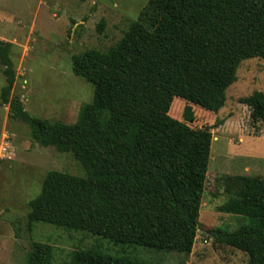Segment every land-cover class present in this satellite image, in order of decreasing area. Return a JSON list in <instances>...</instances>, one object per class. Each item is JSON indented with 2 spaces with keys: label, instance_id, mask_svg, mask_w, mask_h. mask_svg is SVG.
I'll return each mask as SVG.
<instances>
[{
  "label": "trees",
  "instance_id": "trees-1",
  "mask_svg": "<svg viewBox=\"0 0 264 264\" xmlns=\"http://www.w3.org/2000/svg\"><path fill=\"white\" fill-rule=\"evenodd\" d=\"M102 28V23L99 25ZM11 44L0 39L9 117L40 146L71 152L84 176L47 171L28 202L27 227L37 222L83 230L113 244L189 254L210 157L212 134L169 115L174 97L217 112L246 58H264V0H146L138 17L106 50L86 49L93 91L73 123L32 116L11 97ZM108 71L103 78L100 71ZM264 126V93L240 98ZM226 200L216 207L247 219L234 230H208L213 240L264 264V179L223 174ZM52 247L33 241L27 264H51ZM69 264H154L98 248L76 249Z\"/></svg>",
  "mask_w": 264,
  "mask_h": 264
},
{
  "label": "rangeland",
  "instance_id": "rangeland-1",
  "mask_svg": "<svg viewBox=\"0 0 264 264\" xmlns=\"http://www.w3.org/2000/svg\"><path fill=\"white\" fill-rule=\"evenodd\" d=\"M146 0H0V39L10 46L15 80L11 97L21 100L32 116L73 123L82 104L92 97L87 66L74 63L84 50H106L135 20ZM102 23V28L100 24ZM0 64V90L5 78ZM103 78L108 71H100ZM264 93V58L242 60L236 80L226 91L224 105L207 113L173 98L169 115L191 127H208L212 134L210 157L198 217V230L189 254L145 246L118 245L83 230L37 222L27 227L28 202L40 191L47 171L84 176L71 152L35 143L28 127L9 117L0 100V264H27L33 241L52 247L51 264H69L76 249L98 248L154 264H245L246 254L213 240L208 230H234L247 219L219 212L227 195L218 178L258 175L264 179V126L253 122L240 98ZM205 110V111H204Z\"/></svg>",
  "mask_w": 264,
  "mask_h": 264
}]
</instances>
